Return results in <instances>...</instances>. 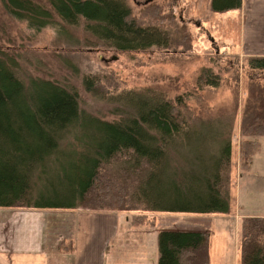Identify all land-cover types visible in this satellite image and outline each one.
Instances as JSON below:
<instances>
[{"label":"trees","instance_id":"obj_1","mask_svg":"<svg viewBox=\"0 0 264 264\" xmlns=\"http://www.w3.org/2000/svg\"><path fill=\"white\" fill-rule=\"evenodd\" d=\"M2 3L36 30L55 27L69 36V28L80 26L86 46L94 48L142 51L173 42L168 27L139 23L127 0ZM242 3L210 0V9L225 13ZM246 67L248 97L238 144L243 166L251 164L260 145L256 138L264 136V56H250ZM96 79L83 76L88 91ZM197 84L216 88L220 76L203 68ZM117 97L119 116L106 120L81 107L74 86L24 78L16 56L0 52V207L134 210L137 222L150 212H231L233 119L187 114L181 109L184 95L126 90ZM70 247L71 242L64 245ZM158 249V264H211V233L165 229ZM238 251L239 264H264V216L243 218Z\"/></svg>","mask_w":264,"mask_h":264},{"label":"rangeland","instance_id":"obj_2","mask_svg":"<svg viewBox=\"0 0 264 264\" xmlns=\"http://www.w3.org/2000/svg\"><path fill=\"white\" fill-rule=\"evenodd\" d=\"M127 1L139 23L171 30L173 42L169 48L118 52L101 44L95 48L86 46L87 35L82 27L69 28V36H61L55 27L36 30L7 13L0 0V52L16 56L24 78L37 76L74 86L81 107L106 120L118 118L114 99L126 90L161 93L168 98L184 95L185 106L181 109L187 114L232 118V183L236 178L232 191L234 188L237 200H233L231 212H150L147 219L151 222L141 230L151 238L156 232L179 225H199L196 228L212 234L211 264H238L237 240L243 219H236V215L264 216V136L256 138L260 145L251 164L243 166L238 155L239 125L250 75L246 67L250 56L240 52L239 13L213 12L210 0ZM76 39L80 43H75ZM203 68H213L218 73V87L198 86ZM86 74L98 77L92 92L83 84ZM83 209L92 208L46 209L49 223L45 246L52 252L55 264L61 250L57 241L71 238L75 215ZM138 212L121 214L133 219Z\"/></svg>","mask_w":264,"mask_h":264},{"label":"crops","instance_id":"obj_3","mask_svg":"<svg viewBox=\"0 0 264 264\" xmlns=\"http://www.w3.org/2000/svg\"><path fill=\"white\" fill-rule=\"evenodd\" d=\"M233 12L240 17L241 55L264 56V0H243L241 9ZM235 181L236 178L233 184ZM232 196L237 200L234 188ZM47 212L0 207V264H55L52 252L45 246ZM125 215L116 211L79 210L71 238L61 237L65 242L56 243L62 247L57 264H158L159 233L149 238L141 230L151 221L137 222ZM244 217L248 216L236 215V219ZM179 226L168 230H202L196 224ZM70 242L71 247L65 249L64 245ZM238 247L239 240L237 250Z\"/></svg>","mask_w":264,"mask_h":264},{"label":"water","instance_id":"obj_4","mask_svg":"<svg viewBox=\"0 0 264 264\" xmlns=\"http://www.w3.org/2000/svg\"><path fill=\"white\" fill-rule=\"evenodd\" d=\"M116 58H117V56H114V57H113V59H116ZM106 61H108V60L106 59Z\"/></svg>","mask_w":264,"mask_h":264}]
</instances>
